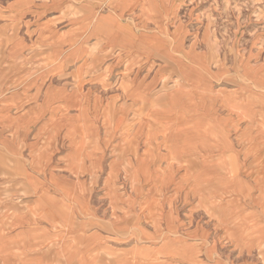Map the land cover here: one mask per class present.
I'll list each match as a JSON object with an SVG mask.
<instances>
[{
    "label": "crops",
    "instance_id": "1",
    "mask_svg": "<svg viewBox=\"0 0 264 264\" xmlns=\"http://www.w3.org/2000/svg\"><path fill=\"white\" fill-rule=\"evenodd\" d=\"M143 1L0 0V264H195L203 169H225V237L257 241L245 93Z\"/></svg>",
    "mask_w": 264,
    "mask_h": 264
},
{
    "label": "rangeland",
    "instance_id": "2",
    "mask_svg": "<svg viewBox=\"0 0 264 264\" xmlns=\"http://www.w3.org/2000/svg\"><path fill=\"white\" fill-rule=\"evenodd\" d=\"M141 6L164 11L167 33L182 30V47L190 43L206 55L216 76L213 89L226 86L245 93L239 118L247 122L250 169L245 177L252 200L240 207L252 211L258 239L225 237V169H203L198 175L202 196L192 220L197 232L181 237L180 258L196 255L195 264H264V0H146ZM196 79L197 85L207 84L199 74ZM197 114L225 125L223 102L214 101L211 108L201 104Z\"/></svg>",
    "mask_w": 264,
    "mask_h": 264
},
{
    "label": "bare ground",
    "instance_id": "3",
    "mask_svg": "<svg viewBox=\"0 0 264 264\" xmlns=\"http://www.w3.org/2000/svg\"><path fill=\"white\" fill-rule=\"evenodd\" d=\"M264 78V77H263ZM164 259V258H163Z\"/></svg>",
    "mask_w": 264,
    "mask_h": 264
}]
</instances>
